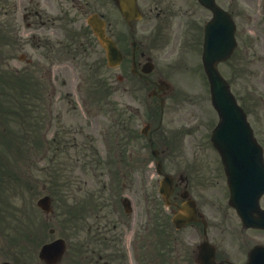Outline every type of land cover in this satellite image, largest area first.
<instances>
[{
    "label": "rangeland",
    "instance_id": "1",
    "mask_svg": "<svg viewBox=\"0 0 264 264\" xmlns=\"http://www.w3.org/2000/svg\"><path fill=\"white\" fill-rule=\"evenodd\" d=\"M176 1V12L181 11L182 13L186 12V14L182 16L181 19L178 17L165 22V32L170 33L171 37L169 38L170 45L167 49L162 50L163 56H168L175 51L173 44L177 45L176 42L180 25L183 23L190 24L196 32V38H199L201 31L198 23L208 15L207 12L201 10L197 6L196 0ZM220 2L233 11L238 25L237 33L240 42L237 53L238 58L232 60V66H225L222 70L234 80L233 90L235 94L243 98L247 108L250 110L251 115L249 116V120L259 142L264 146V0H220ZM179 22L182 23L179 24ZM186 34L187 31L185 35ZM194 38L195 37L192 39ZM190 42L192 47L189 48ZM184 43L188 45L184 58H187V61L190 58V64L193 65L194 63H192L191 60L194 51L192 49H195L196 46H193L194 42H192L191 39L190 41H184ZM196 44H199L197 43V39L194 45ZM182 71L173 76L176 86L180 89H178L179 91L177 90L178 93L175 94L176 96H173V99L167 101L165 106L166 119L164 121L165 127L169 128V130L184 125V122H180L178 118L181 117V120L185 119V113L187 110L192 111L191 109H193L192 114H198L200 118L204 119L200 120L205 126H207L208 123L211 124L213 119L216 120L209 108L207 109L209 102H203V99L198 101L199 95L192 100L193 102L198 101L199 104H194L193 107L188 105L189 98L186 93L191 92L195 94L197 92H203V86L198 79H189L190 77H194L193 75L188 72H184L185 74H183ZM67 72H69V69H67ZM69 74V76H66L65 94L63 95L65 98L55 101L54 113L52 116H42L44 125H40L41 130H37V127H33L34 130H36L34 132V138H39L46 131L47 123L49 122L51 129L47 133V137L55 135L59 137L58 140L53 143L51 142L48 152L44 151L43 146L34 148V150L32 148V150L28 151L25 147L21 149L20 157L17 156L18 161L10 164L15 170H19L18 175L13 174L18 179L17 192H12V185L4 186V190L0 189V191L3 192H0V206H20L28 211L35 208V211L39 212L37 201L45 194L54 192L52 196L54 197L57 217H54V222L44 225L43 229L45 230L42 236L40 235L41 237L35 238L32 244L34 246H41L43 241H47L49 235L48 230L50 228H56L57 230L60 228V225L57 226V221H59L58 212H61L65 215L64 232L69 240V251L66 256V263L64 264H77V256H80L76 249L79 242L83 240V242L90 245V249H93L91 244L93 234L91 237L86 230L84 231L82 229L85 224L83 225L82 221L76 217L72 209L75 212L85 209L90 213L89 207L94 204L96 206V204L100 202L97 200L100 195L98 194L99 190L104 185V181L107 182L108 179L106 176L107 170L97 167L96 161L99 157L105 158V156L111 153L112 149L115 148L117 139L116 136H114L116 130L110 128L108 120L109 111L98 110V106L105 104L106 100L101 103V99L105 97L97 101V98L95 96L93 97V94L96 92L91 89L90 83H85L84 93L89 100L88 107L90 112L85 113L84 108L80 110L79 105L77 108L74 97H72L74 96L72 92L74 90L73 86L75 84V79H77V73H73V80L71 79V73ZM205 90L206 87L204 86V91ZM69 92H71L70 96L67 95ZM192 94L191 96H193ZM201 94L203 93H200V95ZM134 98H128V96L123 93L122 89H120L118 93H115L109 99V103L112 102L114 106L119 108V106H124L127 100L133 101L132 99ZM38 105L39 102H34V106ZM5 107L8 106L5 104ZM177 113L180 114L177 115ZM1 117H6L11 121V126L10 123L8 125L12 130H19L21 122L16 124V119L7 114L4 115L2 113L0 115V118ZM0 125L2 126L3 124ZM203 134L205 135V131L201 129L198 136L194 135L195 137L189 138L181 147L176 146L174 149L175 155H166L164 159L165 169L169 173L179 175L184 171L183 164H186L187 161L181 158V155L185 153H192L197 156V159L209 160L210 163L207 164L208 167L211 169L215 168L217 161H212L215 160L214 157L216 153L205 143ZM121 140L122 136L119 135V144H122ZM178 143H180V141H178ZM12 157L15 158V155L12 154ZM148 174L150 176L152 174L149 168ZM140 176L141 177H132L131 179L128 176L126 180L128 183H130V180L134 183L140 182V188H138L137 185L129 186V191L120 193L121 195H129L134 201L135 209L133 214L125 215L121 206H113V208L109 206L102 211L98 210L99 216L95 219L92 218L88 220L86 225H93L94 222L99 219V222L105 223H107V219H112L114 221H116V219H124L125 222L131 224L134 219H140L142 215H145L147 220L149 218V212L152 217V214L155 212L154 209L138 206L144 199L142 186H144L145 192H147L150 198L152 194L148 187V178H144L142 174ZM13 180L16 179L13 177ZM22 185L25 186L24 190L21 188ZM212 195L213 192L211 193V196ZM214 196H216V191L214 192ZM217 196H223L221 190H217ZM115 197L117 198L118 204L120 197ZM104 198H106V196H104ZM106 202L109 203L108 201ZM84 204L88 206H83ZM81 206H83L84 209H82ZM10 209L13 211L12 207H10ZM112 209H116V211ZM86 211L83 213H86ZM31 219L34 220L37 225H42L44 220L46 221L45 215L40 212L39 216H32ZM104 228L107 234L111 232V225L106 226L105 224ZM120 231H122V233L125 232L124 226L120 227ZM254 234L258 235L257 239H264V233L254 232ZM56 235H58V232ZM122 239H124V237ZM125 240H122L120 251L115 250V247L111 250V253L115 252L113 254L118 256L114 259L112 264H123L125 260L123 259ZM18 253L26 258L27 264L35 262V260H32L31 255H29V257L25 255L21 248ZM186 259L187 258L181 259L180 264H189V261ZM150 261L152 264L154 263L153 259H150Z\"/></svg>",
    "mask_w": 264,
    "mask_h": 264
},
{
    "label": "flooded vegetation",
    "instance_id": "2",
    "mask_svg": "<svg viewBox=\"0 0 264 264\" xmlns=\"http://www.w3.org/2000/svg\"><path fill=\"white\" fill-rule=\"evenodd\" d=\"M97 9L98 0H85L84 5L75 6V15L72 16V14L69 15L67 0H0V66L8 68L22 63L27 67L25 72L31 75L41 74V79L48 82L51 80V69L53 68L54 81L56 75H59V80L60 74L63 76L66 74L64 67L68 52L72 54L77 51L76 47L73 48L74 41L83 40L82 45L89 46L85 51H94L90 32L80 29L81 32L73 34V31L77 24L75 18L98 13ZM153 40L145 45L141 41L135 49L133 47L131 50V68L129 72L128 67L125 68L123 73L129 83L128 89L131 88L132 92L134 89L141 90L140 84L155 87L156 80L163 78L160 73H157L156 79L152 78L153 73L142 74L146 63L153 62L151 56L155 54L157 42ZM129 57L130 53L126 50L124 58L128 60ZM130 78L133 79L130 80ZM135 79L138 81L137 85L133 84ZM124 129H127L125 125ZM205 182L200 178L193 188L197 200V221L181 230H187L186 228L190 227L191 230L186 231L187 237L195 239L199 233V239L188 243L183 248L186 249L188 256H192L194 264H203L199 260L200 247L202 243L208 241L216 250L218 264H244L250 244L248 242L242 244L226 237L224 231L212 224L211 206H218V204L210 202L211 197L209 189L205 187ZM178 188L179 185H176L172 196L170 212L173 215L187 198V194L184 195V189L179 191ZM212 228L215 229L212 231ZM1 261L2 257H0V263Z\"/></svg>",
    "mask_w": 264,
    "mask_h": 264
},
{
    "label": "water",
    "instance_id": "3",
    "mask_svg": "<svg viewBox=\"0 0 264 264\" xmlns=\"http://www.w3.org/2000/svg\"><path fill=\"white\" fill-rule=\"evenodd\" d=\"M218 105L220 108L226 110H230V108L234 107L231 99L225 100L222 96H220L218 100ZM250 136L251 134L248 131H245L242 136L232 142L233 148L231 149L229 144L226 145V149L222 151V154L224 156V161L229 168V172L231 173L234 187L244 186V189L258 192L257 196H250V206H258V200L261 194L264 193L263 153L262 149L257 146L255 142L250 141ZM248 177L250 179H247ZM246 179L249 183L252 181L253 185L244 184L243 181ZM41 203V206H46L47 204L45 200ZM237 203L236 206H244L240 200ZM252 210L255 209L245 208L247 218L243 215L244 224L264 228V225L252 223V220L248 219ZM262 219L264 220V218ZM60 248L61 245L48 246L43 250V256L47 257L51 255V257H53L57 254ZM254 253H256V251Z\"/></svg>",
    "mask_w": 264,
    "mask_h": 264
}]
</instances>
